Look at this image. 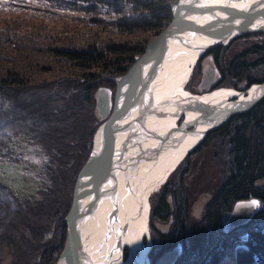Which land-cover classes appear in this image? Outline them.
<instances>
[{"label":"trees","instance_id":"1","mask_svg":"<svg viewBox=\"0 0 264 264\" xmlns=\"http://www.w3.org/2000/svg\"><path fill=\"white\" fill-rule=\"evenodd\" d=\"M172 1L0 0V98L11 102L0 125V144L27 127L32 138L58 152L60 165L66 166L57 169L52 186L32 204L19 201L0 184V224L11 220L22 224L33 239L19 237L14 264L56 262L65 241L64 218L74 181L101 122L95 112L96 90H109L113 99L114 79L127 72L149 40L170 22ZM203 61L217 69L214 87L246 88L260 82L264 32L236 36L205 50L193 66L186 90H194L192 82L201 74ZM63 80L67 81L63 96L49 95L39 106L18 102L22 91ZM52 102L62 107L54 109L49 106ZM199 156L210 165L206 174L214 191L200 200L195 212L185 184ZM154 195L156 204L151 200ZM148 199L149 232L155 236L148 253L150 264L167 252L173 257L170 264H217L228 246L220 228L233 208L236 216L248 214L247 222L235 229L249 232L246 242L264 264V96L249 111L208 131ZM51 218L55 220L52 239L35 249L34 240L42 239ZM153 220L164 223L165 230L156 229ZM35 251L40 259L34 263L30 258Z\"/></svg>","mask_w":264,"mask_h":264},{"label":"water","instance_id":"2","mask_svg":"<svg viewBox=\"0 0 264 264\" xmlns=\"http://www.w3.org/2000/svg\"><path fill=\"white\" fill-rule=\"evenodd\" d=\"M171 3L170 22L149 40L127 72L114 79L113 99L109 90L103 87L96 90L95 112L101 122L92 135L86 161L78 170L64 218L65 241L54 264H104L114 256L122 259L124 246L110 244L115 237L119 240L125 237L115 210V190L135 157L160 154L170 149L165 147L175 139L188 138L194 143L182 160L208 131L233 115L249 111L264 96V79L240 90L212 89L217 69L205 62L195 93L185 90L179 98L169 97L159 102L165 79L180 64L173 65L175 59L186 56L193 68L208 48L225 45L236 36L264 32V0H173ZM216 90L226 93L216 98L213 96ZM142 145L146 146L142 148ZM175 168L176 165L170 172ZM97 219L103 222L104 233L103 240L96 243L92 229ZM234 264L260 262L245 242L235 246Z\"/></svg>","mask_w":264,"mask_h":264},{"label":"rangeland","instance_id":"3","mask_svg":"<svg viewBox=\"0 0 264 264\" xmlns=\"http://www.w3.org/2000/svg\"><path fill=\"white\" fill-rule=\"evenodd\" d=\"M198 73L195 75L192 83L198 81ZM66 82L67 81L63 80L60 84H54L49 87L31 88L29 90L22 91L18 96V102L29 107L42 105L49 97V95L54 96L55 98H58V96L60 97V95L63 96L62 92L64 91L63 89L66 85ZM184 90L186 89L184 88ZM50 105L54 109L62 107L61 103L59 102H52V104H49V106ZM10 107V101L7 102L0 98V125L2 124V122L5 121L4 117L9 114ZM26 130L23 129V131H21V134L14 136L7 141H3L0 144V184L6 186L12 192V194H14V196H17L19 201L24 202L27 200L30 204H32L42 198V195L40 193L43 190L46 191L47 188H50L52 186V177L53 175L55 176L57 174V169H63L66 166L60 165V163H62V157L58 154V152H54V150L50 147L41 145V143H39L37 140H34L32 138L33 135L31 136V134ZM29 144L32 146L36 153V160L26 159L25 157V150L28 149ZM67 164H69V162ZM205 175L206 171L201 168L200 172L198 173V177L193 179L195 182H197L199 179H203V176ZM156 190L157 188H155L153 192ZM213 191L214 190H210V192L208 193L193 192L190 194L188 200L190 199L189 201L192 204V207L195 212H199L198 209L200 207V200L202 198H204V200L207 199L205 197H207L208 195L210 196ZM154 197L155 195L152 197L151 200H153L155 203L156 201ZM192 216H198V213H196V215L192 214ZM53 221H55L54 218H51V226L50 224L47 225L46 231H44L43 235L41 236L42 239L37 241L34 240L33 247L35 249L37 248V246H39L40 242L42 243L43 241H46L48 240V238H51L53 236ZM148 221L149 216L147 219V232L149 235V240L152 243L153 238H155V236H151L149 232L150 223ZM153 222L156 229H160L161 231L165 230L164 223L159 221L157 222V220H153ZM6 223L7 222L3 221L2 224H0V264H14V259L17 253L15 246L16 241H18L19 237L21 236L27 237L29 239H32V237L31 232L29 233V229H27L25 226L23 227L22 224H16L15 221L11 220L7 223L6 227ZM149 240L147 238H144L141 242V244L144 245L147 250V264H150L148 253L152 249V244H150ZM236 242L237 241L234 239L233 244ZM233 244H230L228 246H232ZM233 246L225 248L226 251H223L225 252L223 256L224 258L221 259V262L223 264H233V252L235 248V246ZM38 252L39 251H35L33 257L30 258V261L34 263L36 261L38 262V260L40 259V255ZM169 253L167 252V254L164 253L165 255L163 254L162 256H159L154 264H168L169 260L173 259V257H171L172 255H170ZM127 255L128 249L125 248L122 255L123 260L128 257Z\"/></svg>","mask_w":264,"mask_h":264},{"label":"bare ground","instance_id":"4","mask_svg":"<svg viewBox=\"0 0 264 264\" xmlns=\"http://www.w3.org/2000/svg\"><path fill=\"white\" fill-rule=\"evenodd\" d=\"M187 60L188 58L186 56H182V58L173 61V65L174 63L180 64H176L174 69L172 67V74L165 79L166 81L163 83L164 85L162 88L163 98L159 102H162V100L168 99L169 97L170 100L179 98L185 93L183 86L188 82L193 70L191 67L192 65H190ZM225 93L224 90H216L213 96L217 98V96ZM193 143L194 142H191L188 138H186V140L175 139L165 147L170 149L164 150L162 153L160 152V154L150 155L145 158L137 156L135 157L136 160L126 168V174L122 178L121 185L115 190L116 199H114L115 210L119 213V219L122 223L121 226H124L125 237H122L121 240H119L118 237H115L110 241V244L115 242L123 245L124 249H128V257L123 260V258L121 259L120 257L114 256L109 262L106 263L104 261V264H147V250L141 242L144 238L149 240V235L146 230L148 225L147 219L150 213V202L148 197L153 193L155 188H158L164 183V181H166L167 176L170 174L168 172L174 168L176 163L181 161L180 158ZM145 146L146 145H142V148ZM140 149L141 147H139V150ZM25 152L26 159H37L36 153L30 144ZM195 165V170L189 176L192 182L190 179L187 180L186 187L192 192H209L210 189L213 188V181L212 179H209V174H206L203 176V179H199L197 182L193 179L198 177L201 168L204 169L206 173L211 172L209 166H207L206 158L204 156L197 157ZM123 172L125 171L123 170ZM206 179L210 183L207 184ZM122 186L123 188L121 191ZM233 213L234 212L228 214L229 216L223 220V222L225 221L224 225L230 218L234 217ZM245 220L246 218L243 220L233 219L232 222L234 223L237 221L236 225L239 226L241 225L240 222H244ZM103 231V222L101 223V220L97 219L92 229V236L96 238V243L103 240ZM102 245H104V242ZM224 251H226V249ZM223 256L220 259H222Z\"/></svg>","mask_w":264,"mask_h":264},{"label":"flooded vegetation","instance_id":"5","mask_svg":"<svg viewBox=\"0 0 264 264\" xmlns=\"http://www.w3.org/2000/svg\"><path fill=\"white\" fill-rule=\"evenodd\" d=\"M204 62V61H203ZM202 62V63H203ZM203 65H204V63H203ZM202 65V66H203ZM202 70V69H201ZM200 77V75L198 76V78ZM200 79V78H199ZM199 79H198V81H196V82H194L195 83V86H194V90L193 91H189V90H187V91H189V92H191V93H195L196 91H197V84H198V82H199ZM190 80V79H189ZM188 80V81H189ZM194 83H192V84H194ZM215 86V84L212 86V89H216V88H218V87H221V86H216V87H214ZM249 86V85H248ZM228 87V86H227ZM227 87H221V88H227ZM229 88H233V87H229ZM247 88V87H246ZM234 89H236V90H240V89H245V88H243V87H238V88H234ZM182 118V117H181ZM185 188H186V191L188 192L189 191V193L191 194V193H193L189 188H187L186 187V184H185ZM234 209V208H233ZM234 213H233V215H234V217L233 218H230L227 222H226V224L224 225V222H223V224H222V228L220 229V230H222L221 232V235L224 237V238H226V244H228V245H230V244H233V242H234V239L237 241L236 243H234L233 245L234 246H236V245H239V244H243V243H245L247 240V236L249 235V232L248 231H244V233H239V231H237L235 228L237 227V221L236 222H232L233 221V219L234 220H237V219H240V220H243L244 218H246V220L245 221H247L248 220V214L245 212V214H244V217H242V216H236L235 215V209H234V211H233ZM239 217V218H238ZM244 221V222H245ZM244 222H240V224H244ZM246 229H247V227H246ZM232 245V246H233ZM232 246H227L226 245V248H229V247H232ZM233 246V247H234ZM163 255V254H162ZM224 258V257H223ZM222 258V259H223ZM233 261H234V252H233ZM172 262V259L171 260H169V262H168V264H170ZM233 263V262H232ZM217 264H223L222 262H221V259L217 262Z\"/></svg>","mask_w":264,"mask_h":264},{"label":"snow or ice","instance_id":"6","mask_svg":"<svg viewBox=\"0 0 264 264\" xmlns=\"http://www.w3.org/2000/svg\"><path fill=\"white\" fill-rule=\"evenodd\" d=\"M253 204H255V202H252Z\"/></svg>","mask_w":264,"mask_h":264},{"label":"clouds","instance_id":"7","mask_svg":"<svg viewBox=\"0 0 264 264\" xmlns=\"http://www.w3.org/2000/svg\"><path fill=\"white\" fill-rule=\"evenodd\" d=\"M258 203V202H257Z\"/></svg>","mask_w":264,"mask_h":264}]
</instances>
